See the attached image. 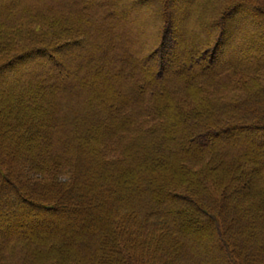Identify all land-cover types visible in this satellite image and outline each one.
<instances>
[{
  "label": "trees",
  "instance_id": "16d2710c",
  "mask_svg": "<svg viewBox=\"0 0 264 264\" xmlns=\"http://www.w3.org/2000/svg\"><path fill=\"white\" fill-rule=\"evenodd\" d=\"M168 2L0 0V264H264V0Z\"/></svg>",
  "mask_w": 264,
  "mask_h": 264
},
{
  "label": "rangeland",
  "instance_id": "374dc122",
  "mask_svg": "<svg viewBox=\"0 0 264 264\" xmlns=\"http://www.w3.org/2000/svg\"><path fill=\"white\" fill-rule=\"evenodd\" d=\"M191 0H172V2H168V6L166 7L165 11H168L170 14H172V26L171 27H177L178 24L177 23V20L180 21L182 20V25H184V22H185V19L187 17V10L188 8L190 7L189 3H190ZM212 4V3H211ZM214 4L211 5V7L213 6ZM240 5V4H239ZM151 7H154V6H150V5H146L144 4L143 8L141 10L143 11H138L136 13H138L140 16H143L144 18H146V24L147 25H150L149 24V20H151V17L153 18L154 15L157 14V11L159 12V7L155 8V9H158L157 11L154 10V8H151ZM218 7H219V3H218ZM218 7H216V9H212V10H217ZM156 11V12H155ZM154 12V13H153ZM156 13V14H155ZM233 15H237L236 14H233ZM178 17V19H177ZM156 19V18H155ZM192 20H195V21H201L197 16L195 15H192L191 14V17H190V20L187 22V25L190 24V21H191V24H192ZM142 25H143V22H142ZM154 25V24H153ZM190 26V25H189ZM154 27H160V25L158 23H155ZM174 33V32H173ZM244 35H246L245 33L246 32H242ZM251 33V32H250ZM249 33V34H250ZM247 36V35H246ZM186 41V40H185ZM218 60L220 59V57L217 58ZM220 61H224L223 59L220 60ZM166 64V63H164ZM154 172V171H153ZM163 175L166 176V180L164 183H166V181H169V179H171V172H170V169L168 170H162L161 172ZM179 177L178 176H174L172 179H178ZM162 183V182H161Z\"/></svg>",
  "mask_w": 264,
  "mask_h": 264
}]
</instances>
